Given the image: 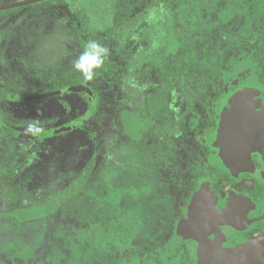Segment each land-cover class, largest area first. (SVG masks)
Returning a JSON list of instances; mask_svg holds the SVG:
<instances>
[{
	"label": "rangeland",
	"instance_id": "1",
	"mask_svg": "<svg viewBox=\"0 0 264 264\" xmlns=\"http://www.w3.org/2000/svg\"><path fill=\"white\" fill-rule=\"evenodd\" d=\"M227 5L47 0L0 15V86L11 78L24 88L0 100V123L15 132L0 125V264H177L181 242L168 233L180 230L170 220L183 207L170 178L208 175L210 152L192 155L216 142L206 116L257 70L252 36L264 18ZM90 42L107 51L86 79L74 62ZM162 69L176 80L151 114ZM78 85L88 90L34 97ZM253 94L243 88L222 113L218 140L237 167L249 157V132L264 143V106L252 112Z\"/></svg>",
	"mask_w": 264,
	"mask_h": 264
},
{
	"label": "flooded vegetation",
	"instance_id": "2",
	"mask_svg": "<svg viewBox=\"0 0 264 264\" xmlns=\"http://www.w3.org/2000/svg\"><path fill=\"white\" fill-rule=\"evenodd\" d=\"M255 61V75H249L237 90L225 97L224 105L206 116L208 128L215 131L216 142L213 148L205 145L204 152L199 147L194 148L192 155L199 158L198 152L201 155L210 152L213 160L208 175L202 180L195 175L187 181L182 177L170 178L173 188H180V194L175 193L180 196L178 205L183 207L181 212L172 214L170 220L172 223L183 222L180 230L173 225L168 233L169 236L176 233L181 242V254L175 256L177 264H237L239 257H244L239 264L256 262V258L259 261L254 264H264V243H260L264 242V143H254L253 132H249L248 145L252 147L249 157H240L242 164L237 167L235 159L231 164L226 163L222 154L223 144L218 140L222 113L225 108L232 107V96L245 87H252L254 94L247 96L252 112H259L264 106V62L261 58ZM219 93V96L223 95ZM1 97L2 92L0 100ZM261 130H264V125H261ZM201 189L205 190V195L196 207L195 198ZM197 219L201 223L193 222ZM182 228L187 236L181 235ZM163 243L156 247H163ZM244 250L250 252L242 256ZM254 251L256 253L252 256Z\"/></svg>",
	"mask_w": 264,
	"mask_h": 264
},
{
	"label": "trees",
	"instance_id": "3",
	"mask_svg": "<svg viewBox=\"0 0 264 264\" xmlns=\"http://www.w3.org/2000/svg\"><path fill=\"white\" fill-rule=\"evenodd\" d=\"M54 3H57L61 0H51ZM19 8V7H17ZM13 9V8H12ZM10 10V9H8ZM227 10H235V12L241 16L243 15L245 18L248 17H261L263 16L264 18V0H248L247 2L242 3L238 2L237 0H228V5H227ZM7 12V10L0 11V15L2 13ZM253 43L251 45V49L254 53V56L256 58H261L263 59L264 62V25L260 30L256 32L254 36H252ZM250 40V39H249ZM249 43V41H248ZM249 45V44H248ZM250 46V45H249ZM155 60V58H153ZM163 71L160 72L157 75V79L159 80V84L156 85L153 90L148 94V100H147V105L149 107L150 113L153 114L157 111H160V107L162 106L161 104V97L160 95H165L168 93V91L171 89V86L175 83L176 80V74L174 71L171 69H162ZM59 87V86H57ZM55 87V88H57ZM9 91H24V88L18 86L17 84L14 83V81L11 78H7L6 82L1 88L2 92V97L1 99H4L7 95V92ZM149 117V116H147ZM0 118H1V111H0ZM153 118V117H152ZM150 117V119L152 120ZM30 125L35 124V122H29ZM1 127L6 130L7 132L11 134H15L14 130L9 127L6 124L0 123ZM59 132V130H57ZM56 133L54 130L52 132H48V134H53ZM141 159V157H139ZM45 207V205H43ZM34 212H40L39 209L35 210ZM32 211L28 212L29 214H32Z\"/></svg>",
	"mask_w": 264,
	"mask_h": 264
},
{
	"label": "clouds",
	"instance_id": "4",
	"mask_svg": "<svg viewBox=\"0 0 264 264\" xmlns=\"http://www.w3.org/2000/svg\"><path fill=\"white\" fill-rule=\"evenodd\" d=\"M106 49L100 48L95 42L86 45L84 55L74 62V67L82 70L86 79H92L95 69L100 68L103 64V53Z\"/></svg>",
	"mask_w": 264,
	"mask_h": 264
},
{
	"label": "water",
	"instance_id": "5",
	"mask_svg": "<svg viewBox=\"0 0 264 264\" xmlns=\"http://www.w3.org/2000/svg\"><path fill=\"white\" fill-rule=\"evenodd\" d=\"M40 1H47V0H23V1L5 3V4L0 5V11L12 9V8H17V7H22V6H26V5L33 4V3H36V2H40ZM68 90H79V91H82V90H88V88L86 86H83V85L68 86L67 88H65V90L55 91L53 93L39 94V95H35L34 97L35 98H44V97H48L50 95H53V94H56V93H60L62 91H68ZM0 96H1V92H0ZM260 243L263 244L264 242H260ZM255 253H256V251H254L252 256Z\"/></svg>",
	"mask_w": 264,
	"mask_h": 264
}]
</instances>
